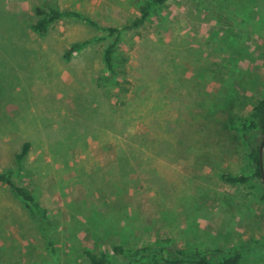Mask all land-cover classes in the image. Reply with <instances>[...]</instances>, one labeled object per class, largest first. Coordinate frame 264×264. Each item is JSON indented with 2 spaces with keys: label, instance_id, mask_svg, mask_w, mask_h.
I'll return each mask as SVG.
<instances>
[{
  "label": "rangeland",
  "instance_id": "1",
  "mask_svg": "<svg viewBox=\"0 0 264 264\" xmlns=\"http://www.w3.org/2000/svg\"><path fill=\"white\" fill-rule=\"evenodd\" d=\"M145 1L0 0V173L52 224L0 184V264H74L113 245L237 248L239 264H264V132L263 179L221 178L252 176L228 122L264 101V0H167L140 27L105 31ZM45 6L92 24L60 19L39 35Z\"/></svg>",
  "mask_w": 264,
  "mask_h": 264
},
{
  "label": "trees",
  "instance_id": "2",
  "mask_svg": "<svg viewBox=\"0 0 264 264\" xmlns=\"http://www.w3.org/2000/svg\"><path fill=\"white\" fill-rule=\"evenodd\" d=\"M167 0H146L139 7L138 16L124 23L118 28L107 27L105 31L117 38L122 32H129L140 27L148 16L158 7H161ZM35 14L39 17L31 25L33 31L39 35L44 34L48 26L60 19H74L92 24L87 18L69 9H56L45 6L37 8ZM84 44L72 45L63 55L68 60L72 53L79 51ZM114 44L106 47L102 54L104 65L108 71H112V53ZM263 112L264 101H259L252 109L249 116L245 118L230 119L228 127L238 133L247 146V159L252 167V176H230L222 175L223 181L230 184H246L251 177L261 178L263 175V160L260 155L259 145H255L253 135L257 132L263 133ZM264 146V144H261ZM260 145V146H261ZM29 144L24 143L21 150L15 156V165L21 166L22 160L28 152ZM0 184H4L10 193L18 198L28 211L30 216L40 224L43 231L51 227V220L46 208L33 197L30 190L17 184L11 171L0 173ZM85 262L74 264H115V257L122 259L126 264H239L241 250L234 248L222 250L218 248H172L168 246H142L136 249H126L121 245H113L110 253H94L91 250L83 251ZM114 258V259H113Z\"/></svg>",
  "mask_w": 264,
  "mask_h": 264
},
{
  "label": "water",
  "instance_id": "3",
  "mask_svg": "<svg viewBox=\"0 0 264 264\" xmlns=\"http://www.w3.org/2000/svg\"><path fill=\"white\" fill-rule=\"evenodd\" d=\"M263 132H264V112H263ZM262 179H263V175H262Z\"/></svg>",
  "mask_w": 264,
  "mask_h": 264
}]
</instances>
